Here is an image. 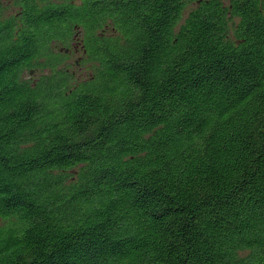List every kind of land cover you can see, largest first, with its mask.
Returning <instances> with one entry per match:
<instances>
[{
  "label": "trees",
  "instance_id": "16d2710c",
  "mask_svg": "<svg viewBox=\"0 0 264 264\" xmlns=\"http://www.w3.org/2000/svg\"><path fill=\"white\" fill-rule=\"evenodd\" d=\"M0 264H264V0H0Z\"/></svg>",
  "mask_w": 264,
  "mask_h": 264
},
{
  "label": "rangeland",
  "instance_id": "374dc122",
  "mask_svg": "<svg viewBox=\"0 0 264 264\" xmlns=\"http://www.w3.org/2000/svg\"><path fill=\"white\" fill-rule=\"evenodd\" d=\"M80 58V54L79 55H75L73 56L72 60L73 62L77 61Z\"/></svg>",
  "mask_w": 264,
  "mask_h": 264
}]
</instances>
